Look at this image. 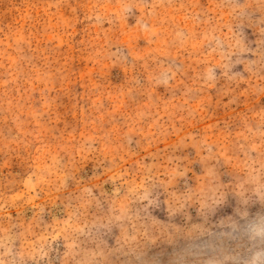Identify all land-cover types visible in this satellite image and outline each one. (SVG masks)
<instances>
[{"label":"rangeland","instance_id":"obj_1","mask_svg":"<svg viewBox=\"0 0 264 264\" xmlns=\"http://www.w3.org/2000/svg\"><path fill=\"white\" fill-rule=\"evenodd\" d=\"M0 264H264V0H0Z\"/></svg>","mask_w":264,"mask_h":264}]
</instances>
